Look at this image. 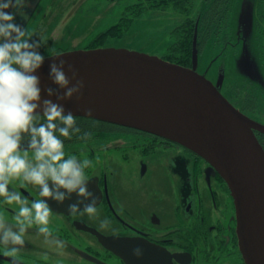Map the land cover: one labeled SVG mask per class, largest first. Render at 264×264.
Masks as SVG:
<instances>
[{"label":"flooded vegetation","instance_id":"af4514ba","mask_svg":"<svg viewBox=\"0 0 264 264\" xmlns=\"http://www.w3.org/2000/svg\"><path fill=\"white\" fill-rule=\"evenodd\" d=\"M42 1L36 0L28 9V21L17 15L16 22L45 33L34 26ZM49 1L63 4L58 9L75 4L74 12L63 13L67 19L89 2ZM40 17L49 19L50 15L41 13ZM101 32L82 49L101 47L91 46ZM43 40L39 50L45 56L65 51H50L52 39ZM80 128L90 136L77 141L64 138L65 150L92 161L86 173L89 190L99 196L98 211L95 215L70 214L68 208L50 203L51 235L45 236L35 227L29 229L17 254L19 264H247L234 196L207 159L180 142L140 129L113 125ZM255 133L264 146V132L256 129ZM20 191L29 198L38 196L35 188L20 187ZM0 214L11 219L14 209L0 207ZM105 218L110 221L107 226L102 223ZM101 236L112 240L113 249ZM136 247L143 249V256L135 255ZM12 261L13 257L0 249V264Z\"/></svg>","mask_w":264,"mask_h":264},{"label":"water","instance_id":"95a60500","mask_svg":"<svg viewBox=\"0 0 264 264\" xmlns=\"http://www.w3.org/2000/svg\"><path fill=\"white\" fill-rule=\"evenodd\" d=\"M197 54L195 45L188 67L144 51L74 49L45 56L37 74L45 89L58 87L49 77L50 66L65 60L86 85L82 96L60 101L67 111L162 135L207 159L234 196L247 264H264V146L255 133L264 132V123L243 113L198 71ZM65 71L72 79L67 66ZM42 96L47 98L46 90ZM79 199L48 202L64 210ZM101 239L113 249L112 240Z\"/></svg>","mask_w":264,"mask_h":264},{"label":"clouds","instance_id":"9594fccd","mask_svg":"<svg viewBox=\"0 0 264 264\" xmlns=\"http://www.w3.org/2000/svg\"><path fill=\"white\" fill-rule=\"evenodd\" d=\"M34 3L36 0H0V207L14 209L11 219L0 214V249L13 257L12 264H19L17 254L29 229L51 235L49 199L63 204L76 194L81 199L69 204L68 212L89 215L97 213L99 200L88 187L86 169L92 161L65 150L64 138L90 136L60 102L82 96L85 81L74 65L60 60L53 61L49 71L58 87H42L37 73L45 62L39 50L45 41L28 24L16 22L17 15L29 20L28 9ZM45 90L47 98L42 96ZM20 187L35 188L38 196L29 198ZM102 223L107 226L110 221L105 218ZM134 252L137 257L144 254L141 247Z\"/></svg>","mask_w":264,"mask_h":264},{"label":"rangeland","instance_id":"374dc122","mask_svg":"<svg viewBox=\"0 0 264 264\" xmlns=\"http://www.w3.org/2000/svg\"><path fill=\"white\" fill-rule=\"evenodd\" d=\"M135 0H89L72 19L64 12L76 9L75 4L43 0L37 11L34 26L52 39L50 51L85 48L102 30L110 27L124 15V9ZM195 8V13L199 9ZM208 8V5H201ZM49 14V19L40 14ZM65 18V19H64ZM184 15L172 10L147 9L136 17L123 37L109 38L105 46L150 52L164 56L173 42L170 33L181 24ZM230 23L221 31H213L207 40L198 63V71L219 86L223 94L238 108L264 123V0H234ZM217 33H221L217 35ZM224 65V75L221 66ZM236 96V97H234ZM240 96V97H239ZM234 99V100H233ZM125 138V137H123ZM80 139L74 134L72 140ZM126 139V138H125Z\"/></svg>","mask_w":264,"mask_h":264},{"label":"trees","instance_id":"16d2710c","mask_svg":"<svg viewBox=\"0 0 264 264\" xmlns=\"http://www.w3.org/2000/svg\"><path fill=\"white\" fill-rule=\"evenodd\" d=\"M233 3L234 0H135L134 3L126 7L124 15L116 23L103 30L95 38L91 46L100 44L103 46L107 38L111 36L123 37L133 25L136 17L147 9L172 10L181 13L185 18L181 24L172 29L170 35L173 42L168 46L163 57L171 62L191 67L193 66L195 45L198 49L199 61L207 40L212 36V32L221 31L229 25ZM197 5L200 7L195 13ZM201 5H208V8L201 7ZM220 34L217 33V35ZM220 70L221 74L224 75V65L221 66ZM75 116L79 127L124 126L97 118Z\"/></svg>","mask_w":264,"mask_h":264},{"label":"crops","instance_id":"0c3cea01","mask_svg":"<svg viewBox=\"0 0 264 264\" xmlns=\"http://www.w3.org/2000/svg\"><path fill=\"white\" fill-rule=\"evenodd\" d=\"M146 50H147V49H145V52H146ZM147 53H150V52L147 51ZM150 54H152V53H150ZM159 56H161V55H159Z\"/></svg>","mask_w":264,"mask_h":264}]
</instances>
